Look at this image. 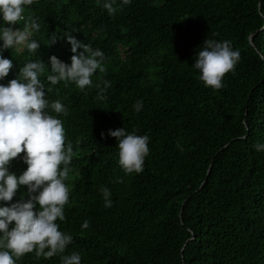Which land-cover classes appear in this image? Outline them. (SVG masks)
<instances>
[{"label":"trees","instance_id":"16d2710c","mask_svg":"<svg viewBox=\"0 0 264 264\" xmlns=\"http://www.w3.org/2000/svg\"><path fill=\"white\" fill-rule=\"evenodd\" d=\"M113 7L109 15L103 0H33L24 16L39 24L31 37L39 49L4 51L14 67L3 84L29 60L50 69L55 55L70 64L64 32L105 56V71L83 90L41 77L49 102L67 109L50 114L74 152L65 220L57 221L73 242L62 254L33 251L16 264H61L72 252L81 264H264V152L253 149L264 143V0H116ZM207 38L240 52L220 89L205 87L192 67ZM123 127L149 137L139 174L123 172L117 140L107 136ZM23 155L11 173L26 169ZM102 187L112 193L111 208Z\"/></svg>","mask_w":264,"mask_h":264},{"label":"clouds","instance_id":"9594fccd","mask_svg":"<svg viewBox=\"0 0 264 264\" xmlns=\"http://www.w3.org/2000/svg\"><path fill=\"white\" fill-rule=\"evenodd\" d=\"M33 0H0V81L13 69V60L4 56L7 49L17 53L27 49L36 54L40 43L31 39L39 29L36 18H25V8ZM99 3L100 0H97ZM123 4L130 0H121ZM116 0H103V8L109 15L116 12ZM24 21L21 29L13 27ZM7 25V26H6ZM70 44V64L62 62L55 55L49 58L50 69L40 59L29 60L20 67L16 78L7 84L0 83V264H16L22 256L35 252L36 257L49 259L62 254L73 242L72 235L59 230L57 221H64V206L69 202V186L66 180L73 171V147L65 144V129L55 115H67L66 107L59 101L49 102L45 83H74L81 90L92 85L94 73H103L105 56L100 49L78 40L71 32L62 35ZM51 45L57 42L53 34ZM200 46L192 67L199 72V79L205 87L220 89L223 77L233 71L240 60L239 50H233L231 41L206 39ZM46 69L50 70L46 74ZM103 89L110 82L102 81ZM99 88V85H97ZM98 93L102 99V92ZM139 112L143 101L133 105ZM108 137L117 140L118 166L125 174L141 173L145 158L149 155V137L129 133L125 128L109 129ZM102 138H106L101 133ZM253 149L264 152V143H255ZM24 153L22 159L27 165L19 175L9 171L10 163ZM122 183V178H117ZM27 186L26 195L14 201L18 190ZM105 208H111L112 193L107 187L100 189ZM11 226V227H10ZM87 220L81 229H87ZM61 264H81V255L72 252L61 255Z\"/></svg>","mask_w":264,"mask_h":264},{"label":"water","instance_id":"95a60500","mask_svg":"<svg viewBox=\"0 0 264 264\" xmlns=\"http://www.w3.org/2000/svg\"><path fill=\"white\" fill-rule=\"evenodd\" d=\"M183 250H184V249H183ZM183 250H182V251H183Z\"/></svg>","mask_w":264,"mask_h":264}]
</instances>
